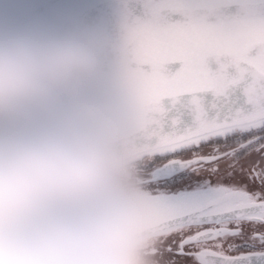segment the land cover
<instances>
[{"label": "snow or ice", "instance_id": "1", "mask_svg": "<svg viewBox=\"0 0 264 264\" xmlns=\"http://www.w3.org/2000/svg\"><path fill=\"white\" fill-rule=\"evenodd\" d=\"M112 43L149 264H264V0H123Z\"/></svg>", "mask_w": 264, "mask_h": 264}, {"label": "clouds", "instance_id": "2", "mask_svg": "<svg viewBox=\"0 0 264 264\" xmlns=\"http://www.w3.org/2000/svg\"><path fill=\"white\" fill-rule=\"evenodd\" d=\"M113 43L0 26V264H149Z\"/></svg>", "mask_w": 264, "mask_h": 264}, {"label": "water", "instance_id": "3", "mask_svg": "<svg viewBox=\"0 0 264 264\" xmlns=\"http://www.w3.org/2000/svg\"><path fill=\"white\" fill-rule=\"evenodd\" d=\"M122 4L123 0H0V26H36L59 31L86 28L100 31L112 40ZM128 130L129 122L123 144L127 161Z\"/></svg>", "mask_w": 264, "mask_h": 264}, {"label": "flooded vegetation", "instance_id": "4", "mask_svg": "<svg viewBox=\"0 0 264 264\" xmlns=\"http://www.w3.org/2000/svg\"><path fill=\"white\" fill-rule=\"evenodd\" d=\"M130 165V164H129ZM144 244H145V241H144ZM146 247V246H145Z\"/></svg>", "mask_w": 264, "mask_h": 264}, {"label": "rangeland", "instance_id": "5", "mask_svg": "<svg viewBox=\"0 0 264 264\" xmlns=\"http://www.w3.org/2000/svg\"><path fill=\"white\" fill-rule=\"evenodd\" d=\"M146 248V247H145Z\"/></svg>", "mask_w": 264, "mask_h": 264}]
</instances>
